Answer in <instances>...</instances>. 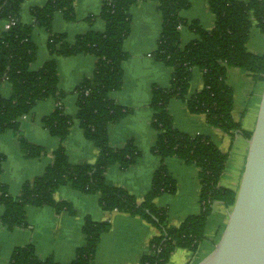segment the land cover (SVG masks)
Wrapping results in <instances>:
<instances>
[{
    "label": "trees",
    "instance_id": "obj_1",
    "mask_svg": "<svg viewBox=\"0 0 264 264\" xmlns=\"http://www.w3.org/2000/svg\"><path fill=\"white\" fill-rule=\"evenodd\" d=\"M26 0H0V85L12 86L10 98L0 96V133L13 132L21 152L28 159H38L44 150L30 143L21 131L20 120L32 113L39 102L61 97L56 57L89 55L96 59L92 77L84 79L76 88L78 113L68 116L63 107H57L42 123L48 133L64 142L73 124L78 121L87 140L94 143L98 159L94 165L70 163L61 144L52 154L53 162L41 177L26 182L17 197L6 185L0 184V207L5 209L1 218L9 231L28 227V207H54L57 213L74 215L67 202H57L56 192L71 185L86 195H99L100 205L106 212L119 211L140 217L159 231L151 241L149 251L140 264H168L173 252L187 249L197 256L208 240V223L214 207L221 203L232 209L237 191L223 186L222 178L229 161L224 152L205 135L192 136L178 130L169 112L173 100L187 102L190 113L205 115L207 122L235 141L237 136L248 140L253 133L247 131L233 116L234 92L227 84L230 68L246 72L256 83H264V54L250 52L248 43L256 27L264 35V0H207L215 18V27L206 30L196 21H188L181 12L189 8L187 0H106L100 18L106 23L104 32L91 31L68 42L65 34L52 31L57 13L66 21L75 20L76 0H47L44 7L32 9L33 23L21 22L22 6ZM140 1H156L162 16V31L152 57L173 69L169 88L154 86L151 108L152 128L157 140L152 153L161 165L154 174L150 190L142 202L122 188L107 181L106 172L114 165L129 170L142 157L134 142L123 148H113L109 141V127L122 122L131 110L116 104L111 94L122 89L124 62L128 54L124 42L131 33V9ZM16 20V26L3 30V24ZM180 27L187 28L197 38L183 46ZM35 28L49 32L48 50L51 59L38 70H32L37 60L38 47L32 35ZM198 69L204 77V87L187 98L193 71ZM177 158L200 171L201 213L188 217L179 227L169 223L168 209L158 208L156 199L174 195L177 182L168 171L166 160ZM3 156H0V172ZM110 230L108 222L87 219L83 227L86 245L77 250L69 264H96L95 258L101 236ZM9 264H58L53 258H40L33 245L17 247Z\"/></svg>",
    "mask_w": 264,
    "mask_h": 264
},
{
    "label": "crops",
    "instance_id": "obj_2",
    "mask_svg": "<svg viewBox=\"0 0 264 264\" xmlns=\"http://www.w3.org/2000/svg\"><path fill=\"white\" fill-rule=\"evenodd\" d=\"M106 0H76L75 20L66 21L63 14L57 13L52 31L65 34L68 42L91 31L104 32L106 23L100 18ZM189 8L181 12L188 21H196L206 30L215 27V18L207 0H187ZM249 2L250 0H240ZM47 0H26L22 6L21 22L33 23L32 9L44 7ZM156 1H140L131 9V33L124 42L128 54L124 62V82L121 90L113 92L111 99L131 112L120 123L109 127V141L113 148H123L128 141L134 142L141 151L138 164L127 171L120 166H111L106 172L107 181L122 188L142 202L150 190L155 172L161 165L160 159L152 153L157 140V132L152 128L153 111L151 108L154 86L169 88L173 69L156 61L152 53L162 31V16ZM49 32L44 28H35L32 38L38 47V56L32 70H40L51 59L48 50ZM197 35L184 28L181 31L182 45L195 40ZM248 49L254 54H264V35L254 26L248 43ZM61 97L39 102L32 113L20 120L21 131L33 145L44 150L38 159H28L21 152L18 139L13 132L0 133V156H3L0 172V184L6 185L13 197L19 196L23 185L41 177L53 162V152L62 144L70 163L74 165H94L98 159V150L94 143L87 140L80 123L76 121L70 129L67 139L61 141L51 136L44 128L42 120L53 113L57 107H63L70 117L78 113L79 95L77 86L86 78L92 77L96 59L89 55L74 57H56ZM227 84L234 92L233 116L244 128L252 132L255 129L264 83H256L246 72L230 68ZM204 87V77L200 70L193 71L191 86L187 98ZM12 86L8 82L0 85V96L10 98ZM169 112L174 118L175 127L189 135H205L224 152L229 153V161L222 185L238 191L245 170L249 140L237 136L231 138L221 130L212 127L205 115L190 113L187 102L173 100ZM168 171L177 182L178 190L174 195H164L156 199L158 208L168 209L169 223L179 227L188 217L201 213L200 171L195 165H187L177 158L166 160ZM228 181V182H227ZM227 182V183H226ZM57 202L69 203L75 212L57 213L54 207H28L26 217L28 227L9 231L1 222L5 209L0 207V264H9L12 253L17 247L33 245L42 259L53 258L58 264H69L77 250L86 245L83 227L87 219L93 222H108L109 232L103 234L96 253V264H140L142 257L149 251L151 241L159 235L158 229L140 217L127 213L106 212L100 205L99 195H86L72 188L62 186L55 194ZM208 223V240L194 256L187 249L179 248L173 252L168 264H200L209 257L220 242L231 209L221 203L214 207ZM217 216V220H215Z\"/></svg>",
    "mask_w": 264,
    "mask_h": 264
},
{
    "label": "water",
    "instance_id": "obj_3",
    "mask_svg": "<svg viewBox=\"0 0 264 264\" xmlns=\"http://www.w3.org/2000/svg\"><path fill=\"white\" fill-rule=\"evenodd\" d=\"M245 170L215 251L200 264H264V91Z\"/></svg>",
    "mask_w": 264,
    "mask_h": 264
},
{
    "label": "built area",
    "instance_id": "obj_4",
    "mask_svg": "<svg viewBox=\"0 0 264 264\" xmlns=\"http://www.w3.org/2000/svg\"><path fill=\"white\" fill-rule=\"evenodd\" d=\"M16 24H17L16 23V20L12 19L10 21L5 22L2 27H3V30L8 31L12 27L16 26ZM179 29H180V31H182L184 28L183 27H180Z\"/></svg>",
    "mask_w": 264,
    "mask_h": 264
},
{
    "label": "rangeland",
    "instance_id": "obj_5",
    "mask_svg": "<svg viewBox=\"0 0 264 264\" xmlns=\"http://www.w3.org/2000/svg\"><path fill=\"white\" fill-rule=\"evenodd\" d=\"M227 182H228V181H227ZM227 182H226V183H227ZM215 210H216V208L214 209V211H215ZM217 219H218V218H217V216H216V218H215V220H214V221H216Z\"/></svg>",
    "mask_w": 264,
    "mask_h": 264
}]
</instances>
